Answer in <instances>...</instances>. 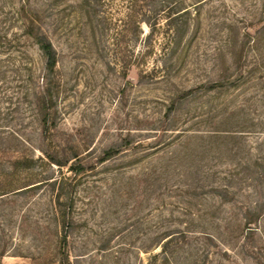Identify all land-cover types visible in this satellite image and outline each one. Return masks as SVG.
Instances as JSON below:
<instances>
[{
    "label": "rangeland",
    "instance_id": "374dc122",
    "mask_svg": "<svg viewBox=\"0 0 264 264\" xmlns=\"http://www.w3.org/2000/svg\"><path fill=\"white\" fill-rule=\"evenodd\" d=\"M131 1L92 3L90 20L85 0H0V168L36 160L14 177L18 187L76 176L71 264H153V238L167 228L191 231L172 264H256L264 260V0H184L190 13L174 55L156 35L165 67L157 79L135 67L125 73L127 31L115 45ZM31 21L58 53L48 133L35 104L43 59L25 31ZM224 70L225 85L210 90ZM189 90L167 116L171 99ZM215 129L222 134L212 136ZM127 137L142 143L101 161ZM56 147L78 159L62 169L47 163ZM55 204L48 184L0 199L1 264H57Z\"/></svg>",
    "mask_w": 264,
    "mask_h": 264
},
{
    "label": "trees",
    "instance_id": "16d2710c",
    "mask_svg": "<svg viewBox=\"0 0 264 264\" xmlns=\"http://www.w3.org/2000/svg\"><path fill=\"white\" fill-rule=\"evenodd\" d=\"M101 0H85V7L88 8V15L90 20L95 15L90 12L92 3H99ZM190 13L189 7L185 6L184 0H132L130 6V13L128 14L129 27H124L117 32L116 46H119L125 37L126 31L129 34L132 42L129 62L124 63L125 73L127 69L135 67L139 71L140 78L150 76L155 78L157 74L165 70L164 65L159 64V60L163 57L160 51L155 47L156 35L164 33L167 45H171V54L174 55L178 48L183 35L186 31L187 18ZM184 18V19H183ZM144 25L147 26V32L144 30ZM26 33L32 37L43 59V76L40 85H37V90L34 91L35 104L38 110L39 120L44 133L50 132L51 127L56 125L55 122V107H56V81L55 73L58 65L57 50L42 24H35L31 21L26 25ZM120 37V39H119ZM165 55L170 54L164 52ZM163 59V58H162ZM151 60L153 61L151 63ZM227 70L221 72L220 78L213 80L209 86L210 90L214 91L225 85L227 79ZM157 79V78H155ZM191 90L182 93V95L175 96L171 99L170 105L167 108V116L175 115L182 104V100L187 97ZM165 130H168L165 128ZM222 132L215 129L212 130V136L220 135ZM135 140L127 137L122 144L112 146L103 151L101 161H108L117 155L123 153V147L127 148ZM136 146L141 145L142 141L135 142ZM78 152L73 151L68 154L64 149L56 147L51 152H46L45 158L47 163L56 164L59 169H62L72 159H78ZM75 161V160H74ZM36 160L34 158L17 159L11 163L9 168H0V199L6 197L9 193L23 194L25 192L35 190L43 184L51 186L52 191H55V216L58 225L56 238V256L57 264H71L67 252L68 234L73 227V219L71 213L74 206V198L72 196L74 190V183L76 176L62 175L59 177H48L36 182L23 184L19 186L15 184V178L22 171H30L34 168ZM74 163V162H72ZM82 166L71 164L69 170L80 172ZM215 195L227 199V192L225 189L214 188ZM264 208H262L263 210ZM259 212H248L245 217L246 223L250 225L259 216ZM248 235L254 230L247 226ZM191 231H176L167 228L161 234L153 238L152 246L160 248V251L152 256L153 264H172L175 263V254L184 245L188 246L190 242ZM2 237L0 236V258L8 252L4 245H2ZM23 253H20V255ZM257 259V258H256ZM1 264V263H0ZM256 264H264V260H256Z\"/></svg>",
    "mask_w": 264,
    "mask_h": 264
}]
</instances>
